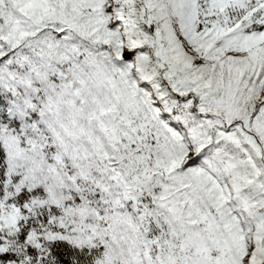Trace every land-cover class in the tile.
Wrapping results in <instances>:
<instances>
[{"label": "snow or ice", "instance_id": "snow-or-ice-1", "mask_svg": "<svg viewBox=\"0 0 264 264\" xmlns=\"http://www.w3.org/2000/svg\"><path fill=\"white\" fill-rule=\"evenodd\" d=\"M0 264H264V0H0Z\"/></svg>", "mask_w": 264, "mask_h": 264}]
</instances>
